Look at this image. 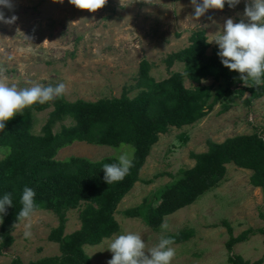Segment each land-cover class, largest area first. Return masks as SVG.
<instances>
[{
	"label": "rangeland",
	"instance_id": "obj_1",
	"mask_svg": "<svg viewBox=\"0 0 264 264\" xmlns=\"http://www.w3.org/2000/svg\"><path fill=\"white\" fill-rule=\"evenodd\" d=\"M12 8H0L6 18L15 16L12 23L0 22V81L18 88L33 83L43 86L65 84L62 95L68 102L83 100L94 102L104 98L136 96L140 87L139 66L149 63V75L155 81L181 73L184 66L173 62L168 66L167 57L190 44L194 32L203 31L211 55L218 50L209 43L220 31L225 20L248 22L244 16L246 4L240 0L234 7L209 9L194 18L191 0H106L94 13L79 10L68 0H11ZM45 41V42H44ZM229 71V70H228ZM236 79L238 73L229 71ZM186 88L195 83L183 82ZM211 86V92L224 87L223 81H201ZM242 82L236 80L227 99L217 102L203 118L191 125L169 130L158 136L148 157L139 171V179L120 200L114 213L119 230L97 245H85L84 253L90 264H107L111 253L107 250L110 238L135 232L140 234L147 250L154 247L161 236L192 230V236L184 242L172 244L175 255L171 264H230L225 244L229 240L230 226L233 237L247 229L264 227V197L260 188L250 184L251 171L233 164L226 166L224 178L218 185L203 194L194 203L165 216L166 229L150 228L139 218H127L123 212L152 201L159 190L172 182L182 171L192 168V155L205 153L208 141L220 144L227 138L252 135L264 131V95L246 103L248 92L240 95L235 90ZM49 104L51 103L48 102ZM228 105L222 111L223 105ZM52 107L34 113L33 132L39 133ZM71 125L70 120L57 123ZM264 135V134H262ZM134 149L123 144L117 148L75 142L58 151L57 160L81 157L98 161L104 157L118 158ZM0 152V158L2 157ZM80 208L65 213L64 235L80 227ZM31 235L23 236V223L14 226L12 245L0 255V264H10L19 259L28 264L45 257L60 255L57 243L49 240V234L59 224L51 212L34 211L28 221ZM232 254L239 255L249 264H264L262 235L249 236L248 240L233 246Z\"/></svg>",
	"mask_w": 264,
	"mask_h": 264
},
{
	"label": "trees",
	"instance_id": "obj_2",
	"mask_svg": "<svg viewBox=\"0 0 264 264\" xmlns=\"http://www.w3.org/2000/svg\"><path fill=\"white\" fill-rule=\"evenodd\" d=\"M209 44L203 31L190 37V44L167 57L168 66L180 62L184 66L181 73H172L168 78L155 81L149 75V63L142 61L139 66L140 90L129 98H104L94 102L76 100L68 102L63 96L51 103L34 104L23 109L10 119L5 129L0 131V194L11 192L13 205L6 209L0 222V255L12 245V231L19 210V194L23 187H31L36 195L35 211L44 210L56 215L59 224L52 229L49 240L57 243L60 255L45 257L28 264H90L84 253L85 245H97L119 230L114 213L120 200L138 182L139 171L150 153L152 145L160 134L169 128L191 125L206 116L213 106L227 99L239 76L231 74L223 67L217 50L206 53ZM223 81L224 87L211 92V86L201 85L205 79ZM189 79L196 84L186 88ZM238 85L235 91L242 95L249 93L246 103L264 95V83L254 85L251 81ZM52 107L39 133L33 132L34 113ZM228 108L223 105L222 111ZM70 120L71 125L57 123ZM264 131L252 135L227 138L217 144L208 141L205 153L192 155V168L182 170L176 178L158 191L152 201L125 210L127 218H139L150 228L157 230L163 218L184 208L224 178L226 166L233 164L251 171L250 184L260 188L264 197ZM75 142L96 146L117 148L131 145L134 149L132 166L128 174L118 182L106 184L103 180L102 165L117 161L114 157H104L98 161L70 156L57 160L58 151ZM80 208V227L69 235H64L65 213ZM259 216L264 220V214ZM229 240L225 247L229 252L230 264H249L239 255L232 254L234 245L259 234L263 237L264 227L247 229L233 237L226 221ZM192 230L167 235L174 243H181L192 236ZM10 264H22L12 259Z\"/></svg>",
	"mask_w": 264,
	"mask_h": 264
},
{
	"label": "clouds",
	"instance_id": "obj_3",
	"mask_svg": "<svg viewBox=\"0 0 264 264\" xmlns=\"http://www.w3.org/2000/svg\"><path fill=\"white\" fill-rule=\"evenodd\" d=\"M79 10L90 13L101 9L106 0H68ZM194 6V18L201 17L209 9L220 10L225 4L230 8L240 3V0H191ZM0 8H12L11 0H0ZM244 16L248 22H233L231 18L225 20L224 25L214 38L217 46V56L223 67L239 74L243 82L251 81L254 85L264 83V0H251L244 8ZM16 17L6 18L0 11V22L12 23ZM45 42V41H44ZM65 92V84L57 83L43 86L33 83L30 87L18 88L16 84H7L0 81V131L5 129L6 123L23 109L34 104L44 105L54 98L61 97ZM132 160L128 154H121L114 163L102 165L103 180L106 184L118 182L128 174ZM35 191L28 186L23 187L19 194V210L16 213L15 225L23 223L25 238L30 237L31 225L25 223L35 211ZM13 205V194H0V222L6 209ZM13 226V227H14ZM167 228V223L160 225ZM173 238L161 236L158 243L147 250L140 234L126 232L109 239L107 250L112 254L107 264H171L175 251L171 245Z\"/></svg>",
	"mask_w": 264,
	"mask_h": 264
}]
</instances>
